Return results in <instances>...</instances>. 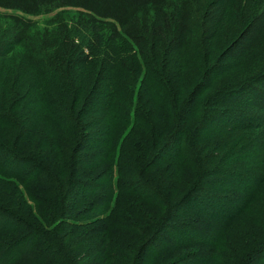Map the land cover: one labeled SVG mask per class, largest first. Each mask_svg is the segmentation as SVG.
I'll use <instances>...</instances> for the list:
<instances>
[{
    "label": "trees",
    "instance_id": "obj_1",
    "mask_svg": "<svg viewBox=\"0 0 264 264\" xmlns=\"http://www.w3.org/2000/svg\"><path fill=\"white\" fill-rule=\"evenodd\" d=\"M52 7L76 8L84 18L75 22L76 34H61L59 41L20 54L14 74L0 72V83L7 79L0 88V175L16 179L44 209L38 211L42 217H72L76 206L90 199L98 201L91 217L106 212L114 169L122 202L113 200L105 223L97 221L88 233L92 251L79 259L81 252L70 249L63 236L19 219L0 192V264H79L89 258L128 264L121 240L142 237L135 218L152 206L160 215L164 211L168 222L177 221L185 214H173L172 196L178 191L181 200L192 189L190 166L198 167V176L220 174L208 166L231 155L221 145L226 135L240 133L249 153L252 131L264 133V123L257 121L264 116V0H0V8L28 15ZM24 100L33 104L21 108ZM32 108L31 116L23 114ZM208 116L213 117L211 129ZM35 135L41 137L39 147H27ZM172 141L177 148L168 151ZM94 148L99 150L94 156L84 154ZM259 151L264 153L262 147ZM230 157L232 162L238 155ZM261 162L264 166V154ZM161 164L176 170L167 177L156 171ZM94 177L106 182L97 184ZM238 178L253 194L247 191L224 219L212 218L219 226L210 239L188 226H179L181 231L170 227L169 239L174 234L175 240L158 246L160 228L141 247L136 264H264V240L242 251L247 231L257 233L255 226L236 222L251 214L254 224L264 226V170ZM78 187L87 191L86 200L72 196ZM131 197L145 205L134 204ZM234 220L238 242L235 236L224 237Z\"/></svg>",
    "mask_w": 264,
    "mask_h": 264
},
{
    "label": "rangeland",
    "instance_id": "obj_2",
    "mask_svg": "<svg viewBox=\"0 0 264 264\" xmlns=\"http://www.w3.org/2000/svg\"><path fill=\"white\" fill-rule=\"evenodd\" d=\"M259 2H261V0H259ZM81 14V11L72 7H52L49 12L41 13L39 15H28L21 13L17 10L0 8V52H2L3 54V57L0 58V72L2 73L4 70H11L9 72V75L14 74L13 72H15L17 69H15L16 65L19 64L20 61H22L20 54L25 52L26 55H29L33 46H40L41 48L44 47V44L46 45L48 43H54L56 41L61 40V34L62 36H72V34H76L74 26L76 21L84 18V16H82ZM27 81H29V79H27ZM6 82L7 79H4L0 83V88L2 90L5 87V85L3 84ZM23 85L28 86L29 83L24 81ZM96 92L97 89H93V91L88 94L89 97H91V100L93 99L92 97L96 94ZM24 104L26 106H30V104L33 103L24 100L21 108L24 107ZM38 111L40 110L36 108V112ZM22 112L25 116H31L34 113V110L32 108L30 112ZM24 115L20 116V122L22 123L24 120H26V117L24 118ZM212 120L213 117H207V123H209L208 129L212 128ZM257 121L259 122L258 124L264 123V116L262 115V117L257 119ZM222 124H220L222 126L221 129L226 130L225 125ZM25 126H28V123H25ZM127 132L128 130L125 133ZM252 132L253 134H250L252 138H250L251 144L249 146L253 145L254 148L252 150L250 147L249 151H247L249 153L244 152V150L248 146L246 144V140L242 138V135H240V133L226 135L227 142L221 141V143H223L221 144L223 147H228L227 150H231V155H238L236 160H232L233 163L230 162V152L227 154L226 158H222L218 161H213L209 163L208 167L213 170H222V173L213 175L212 177H204L203 175L198 176L199 174L196 175L198 167L194 169L192 166H190V172L195 175V179H193L194 181L191 182L190 180L191 183L189 182L188 184L189 186L190 184L192 185V189L189 191V193H187L186 197L184 196L183 199H181L182 201L178 199V195H182L180 194V192L175 191L172 196L173 207H175L173 208L175 209L173 214H175V216L182 213L185 214L181 217H178L177 221L176 219H171L168 222L167 214L163 211V213L160 215L159 209H154V207L152 206L148 207L144 214H141L145 216H143L142 218L137 217L134 219L136 223H139V226H142L141 230H139V232L142 233V237L140 236V234H138L134 235L131 239L121 240V244L126 248L123 250L128 252L125 253V255L123 254L124 256L122 258H124L125 261L128 260V264H136L135 260L138 257V252L140 251L141 247H143V245L147 242L151 235L160 228H162L163 232L161 231L157 234V238L155 241L158 246L165 245V242L167 243L171 242V240H175L173 238L174 234L169 239L170 233L167 231L170 227L174 228L175 231H181V229H178L179 226H188L189 231L190 229L194 232L202 231L204 234L206 233L205 235L209 236L207 237V239H210L212 233H215L216 227L219 226V221L215 222L212 218L216 217L221 220L224 219L225 215L230 211H234V207H236L241 202V199L246 197L247 191L250 194H253V191L250 190L249 185L245 183L239 184V182L236 181L239 179L238 177H242L244 174L257 175L258 173L263 172L264 170V166L260 164L262 163L261 160L264 153L263 151H259V148L261 147L262 150H264V133L259 136L260 134L258 135L254 131ZM125 133L123 134V137L126 135ZM85 134L88 136L87 133ZM40 138L41 137L39 135L30 137L29 140L26 142V146L29 147L32 145V147L36 146V148H38L40 143L39 141L41 140ZM40 147H42V145H40ZM48 148V145L43 146L44 151H46ZM175 148H177V144L176 142L172 141L170 143L168 151ZM211 148L212 146L208 147L209 151H211ZM204 150L209 153L206 149ZM98 151V149L94 148L93 151L84 154H89L87 157L94 156V154H96ZM156 152H158V150H156L155 153ZM159 155H161L160 151ZM85 158L86 156L81 157L80 162L84 161ZM161 165L163 167L160 166V169H157L156 171L162 174L169 173L167 174V177H170V173L176 170V167L174 166H166L164 164ZM50 166L54 167L52 163L50 164ZM152 172L155 173V169ZM225 172L227 173L225 174ZM112 176L113 179L111 181V184L113 188V194L111 206L106 212L94 218L91 217L90 214L94 210H96L98 206V201H94L91 203L92 199L87 202L83 201V203L78 204L76 206V208H78L77 211L73 213L76 215H73L72 217H62V215L60 214L56 216H51V218L42 217V215H40L41 213H39L38 211H44V209L36 205L32 200L29 199L26 189L18 181H16V179L4 177L2 175H0V192H2V194H0L4 199V204L8 206V208L12 212H14V214L18 216L19 219L31 223L32 226H43L44 228L48 230H53L55 231L54 233L63 236L64 242L68 244L67 246H69L70 249H78L81 252L79 256L80 259L83 256L84 251L89 254V252L92 251L90 250V248H93L94 241L91 240L92 238L88 233H90L92 229H94L95 225L99 224V222L97 221H100V225L105 223L107 215L110 213L112 206L115 204V200H118L119 203L122 202V199L118 197L117 186H120V180L119 175L115 169L113 170ZM93 179L98 180V178L96 177H94ZM177 181L178 177L174 179V182L176 183L173 184L176 185ZM96 182L97 184L102 185L106 182V179H101ZM203 182H209V186L203 187ZM138 184V182H134L135 188L138 187ZM237 184L239 185V187ZM231 185H233V187ZM235 185H237V187ZM129 187L130 189L132 188L131 186ZM185 189L187 190L188 187H185ZM238 189L239 191L237 192ZM86 192V190H82L81 187H78L74 190L72 196L78 198V200H86L88 197L83 195ZM191 196H194L193 201H188V198H190ZM97 197L102 202V199H100L101 196ZM130 199L129 200L132 201L134 204H144L143 201L138 200L135 197H131ZM253 201L256 202L257 198ZM61 202L65 203L64 201ZM180 204L182 205V208L177 209L176 207L180 206ZM134 207L135 206H129L128 208ZM211 213L217 216H212ZM173 214H171L170 212L169 216H173ZM162 217L164 218L163 221H161ZM236 220L232 221V223L229 224L230 228L228 227L229 229L227 231H221L220 235L222 236L226 231L224 234L225 238L235 236L237 237L238 242L239 236L236 235V232L238 231L237 229H239V226H237L236 222H245V225L249 228L252 227V225L255 226L257 230V233L255 234L258 235L254 236V233L250 234L249 230L247 231V235L243 239V242L246 244V248H242L243 252L246 250H250L254 244H259L261 243V241L264 240V226L259 225L258 223L254 224L255 221L253 215L247 214V217H239ZM184 228L186 227H182V229ZM158 236H160V238H158ZM97 240L99 245L101 239L97 238ZM131 241H133V245H131L132 247L129 248V242ZM197 241L201 240L197 239ZM204 242L206 241L204 240ZM88 254L86 255V257H88ZM259 257L257 258V256H255V258L261 260ZM87 260L88 261H83L79 264H99V262L95 261L93 258H89ZM171 260L172 259H167L166 261L170 263ZM262 261L264 262V259ZM256 264H258L257 261Z\"/></svg>",
    "mask_w": 264,
    "mask_h": 264
}]
</instances>
